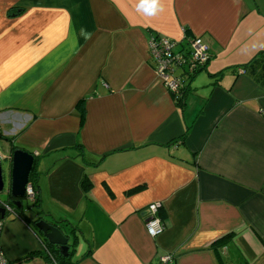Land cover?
I'll return each mask as SVG.
<instances>
[{"label":"crops","instance_id":"obj_1","mask_svg":"<svg viewBox=\"0 0 264 264\" xmlns=\"http://www.w3.org/2000/svg\"><path fill=\"white\" fill-rule=\"evenodd\" d=\"M152 2L0 0V140L33 155L38 203L32 221L2 220L9 264L59 255L39 217L74 229L71 264H264V0L137 11ZM153 37L210 48L176 72L180 99L155 75Z\"/></svg>","mask_w":264,"mask_h":264},{"label":"built area","instance_id":"obj_2","mask_svg":"<svg viewBox=\"0 0 264 264\" xmlns=\"http://www.w3.org/2000/svg\"><path fill=\"white\" fill-rule=\"evenodd\" d=\"M184 48L180 43L162 37H153L150 41V54L154 63V72L164 87L180 99L184 94L185 81L176 72L182 70L184 75L192 76L204 68L210 59V48L200 38L187 40ZM4 190V189H3ZM25 197L29 203L36 201V192L32 184L28 182L25 187ZM0 209L5 214L13 215L12 207L0 200ZM161 203H153L147 209L148 217L145 220V229L151 238H156L164 231V225L158 214ZM2 235V221H0V239ZM46 250V249H45ZM47 255L53 264H56L51 253L46 250ZM172 262L170 256L159 259L157 264ZM0 264H9L0 244Z\"/></svg>","mask_w":264,"mask_h":264},{"label":"water","instance_id":"obj_3","mask_svg":"<svg viewBox=\"0 0 264 264\" xmlns=\"http://www.w3.org/2000/svg\"><path fill=\"white\" fill-rule=\"evenodd\" d=\"M10 163L9 188L10 196L18 199L13 202L17 209L21 208L20 200L25 196V187L29 182V176L34 165L33 155L22 150H15L10 157L4 158ZM4 189L0 160V192ZM5 219V211L0 209V221ZM35 229L42 234L43 239L59 253L60 256L67 258L71 247V236L74 232L72 227L69 230L62 228L59 222H48L43 218L34 220Z\"/></svg>","mask_w":264,"mask_h":264},{"label":"rangeland","instance_id":"obj_4","mask_svg":"<svg viewBox=\"0 0 264 264\" xmlns=\"http://www.w3.org/2000/svg\"><path fill=\"white\" fill-rule=\"evenodd\" d=\"M7 151V143L4 140H0V160H1V168H2V175L4 180V190L0 192V200L3 202H10L9 201V195L6 193L9 186V174H10V163L8 160H5L4 158H7L5 155ZM31 203L26 201L25 199L22 200V210L25 213V216L32 221L31 214H29L28 209L31 210Z\"/></svg>","mask_w":264,"mask_h":264},{"label":"trees","instance_id":"obj_5","mask_svg":"<svg viewBox=\"0 0 264 264\" xmlns=\"http://www.w3.org/2000/svg\"><path fill=\"white\" fill-rule=\"evenodd\" d=\"M261 55H264V52L261 53ZM0 139H1V136H0ZM34 169V166L32 168V170ZM29 182H31L33 188L35 189V192H36V181H35V175L34 173H30V176H29ZM38 203L35 202L34 205L36 206ZM46 243V242H45ZM47 244V243H46ZM46 247H50L48 244L46 245ZM55 262H57V264H71L69 261H68V258H64L60 255L57 254V256L55 257Z\"/></svg>","mask_w":264,"mask_h":264},{"label":"clouds","instance_id":"obj_6","mask_svg":"<svg viewBox=\"0 0 264 264\" xmlns=\"http://www.w3.org/2000/svg\"><path fill=\"white\" fill-rule=\"evenodd\" d=\"M136 7L137 11H141L142 8L153 9V11L148 12V15H155L158 11L162 10V7L157 3V0H153V2L149 4L138 3Z\"/></svg>","mask_w":264,"mask_h":264},{"label":"flooded vegetation","instance_id":"obj_7","mask_svg":"<svg viewBox=\"0 0 264 264\" xmlns=\"http://www.w3.org/2000/svg\"><path fill=\"white\" fill-rule=\"evenodd\" d=\"M23 199L26 200V197L24 196ZM23 199L20 200L21 205H22V200H23ZM9 201H10V202H7V203L12 207L13 215H11V214H5V215H11V216H14V217H18V215L16 214V211H17V213L20 212V211H23V210H22L23 207L21 206L20 209H17V208L14 206V204H13V202L16 201V200H13L11 197H9ZM26 201H27V200H26ZM35 202H36V201H35ZM35 202H34V203H35ZM34 203H31V204L34 205Z\"/></svg>","mask_w":264,"mask_h":264}]
</instances>
